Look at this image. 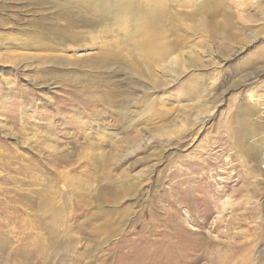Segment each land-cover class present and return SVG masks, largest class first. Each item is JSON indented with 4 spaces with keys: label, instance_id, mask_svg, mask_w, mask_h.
I'll return each mask as SVG.
<instances>
[{
    "label": "rangeland",
    "instance_id": "rangeland-1",
    "mask_svg": "<svg viewBox=\"0 0 264 264\" xmlns=\"http://www.w3.org/2000/svg\"><path fill=\"white\" fill-rule=\"evenodd\" d=\"M260 123L264 0H0V264H264Z\"/></svg>",
    "mask_w": 264,
    "mask_h": 264
},
{
    "label": "bare ground",
    "instance_id": "bare-ground-1",
    "mask_svg": "<svg viewBox=\"0 0 264 264\" xmlns=\"http://www.w3.org/2000/svg\"><path fill=\"white\" fill-rule=\"evenodd\" d=\"M150 11H151V9L147 13L150 14ZM152 11L155 12V13L157 12V11H154V10H152ZM153 12H151L150 15L153 16ZM155 15L156 14H154V16ZM145 24H146V22H145ZM151 30L152 29H150L149 33H146V40H145V43L143 45V52H145V55H148V56L152 55V57L157 59V60H161V59L167 58L168 56H171L172 53H174V51H175L174 49L175 48H173L170 45H168L163 40V37L159 36V33L158 34H154L153 30L152 31ZM173 57H174L173 59L175 61L176 58H175V56H173ZM252 115H255V114H252ZM244 119H245V117H244ZM241 123L243 124L244 127H249L250 128L251 121L243 120ZM257 130H258L259 135L256 134ZM253 131L254 130H251V131H249L247 133V135L250 133V136H249L248 139H250L252 136H256V137H258V136L261 137L262 136L263 137V138L260 139V140L263 139V141L261 143L257 144V146L255 145L257 147V149H256L257 152L255 153V155H256L255 163L253 164L252 167H250L252 169L251 171L254 172V174L259 175V173L261 172L259 168L262 167L261 164H264V127L260 123L259 126L257 127V129H255L254 132Z\"/></svg>",
    "mask_w": 264,
    "mask_h": 264
}]
</instances>
